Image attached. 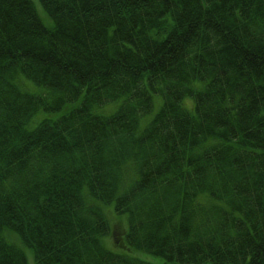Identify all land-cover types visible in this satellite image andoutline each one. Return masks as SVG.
<instances>
[{"label": "trees", "instance_id": "16d2710c", "mask_svg": "<svg viewBox=\"0 0 264 264\" xmlns=\"http://www.w3.org/2000/svg\"><path fill=\"white\" fill-rule=\"evenodd\" d=\"M39 2L0 0V264H264V0Z\"/></svg>", "mask_w": 264, "mask_h": 264}, {"label": "rangeland", "instance_id": "374dc122", "mask_svg": "<svg viewBox=\"0 0 264 264\" xmlns=\"http://www.w3.org/2000/svg\"><path fill=\"white\" fill-rule=\"evenodd\" d=\"M35 3V6L38 10V13L40 15V17L42 18L43 22L47 25L50 26L52 19L48 16V14L46 13V11L43 9L41 3L39 2V0H33ZM28 87L23 85L24 87L29 88L28 90L34 93H42L45 92L47 90V88L42 87V86H38L35 83H33L30 80H26ZM191 101L193 102L192 98H186L184 101V104L186 106H190ZM121 102V99H119L116 102H110V103H106L102 106H96L95 107V112L102 114V115H110L112 113H114L119 104ZM162 103V99L161 96L159 94H155L154 95V108L152 110V112H150L148 115L142 117L141 119V123H140V128L142 129L145 124L151 120L153 118V116L156 114V112L159 110L160 106ZM53 113H47L46 111H40L38 112L35 117L32 119L31 125L30 126H34L35 124H37L39 121H41L43 118L52 115ZM103 210L105 212L106 218L110 223V226L112 227L113 225V229L116 231L117 236L120 237L121 233H122V238H125V231H127L128 229V217L127 214H117L115 211V207L114 204H106L103 206ZM116 221H118L119 226L117 224H114ZM121 231V233H120ZM111 236L110 235H106L103 237V241L104 243L109 247V249L111 248V250L113 251H118L121 252L120 249L113 247V244H111ZM23 247V246H22ZM27 253L30 256V252L29 250H27V248L23 247ZM126 251V250H125ZM127 253L129 256L132 257H137V258H141L150 262H154V263H160L163 261V257L159 256V255H155V254H151L145 251H142L140 249H133L130 251V249H127ZM31 262L29 264H34V261L30 258Z\"/></svg>", "mask_w": 264, "mask_h": 264}]
</instances>
